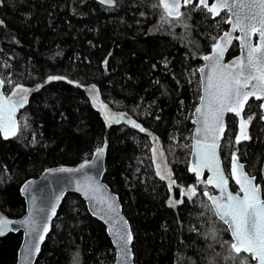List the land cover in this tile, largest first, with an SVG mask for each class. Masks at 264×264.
Instances as JSON below:
<instances>
[{"label": "trees", "instance_id": "1", "mask_svg": "<svg viewBox=\"0 0 264 264\" xmlns=\"http://www.w3.org/2000/svg\"><path fill=\"white\" fill-rule=\"evenodd\" d=\"M155 2L0 0L5 92L16 85L31 88L16 135L5 139L0 132V210L5 216H21L26 180L48 167L92 157L108 136L104 179L119 194L130 220L136 264H210L213 258L215 264H230L224 259L227 251L219 244L209 248L211 241L203 235L214 223L218 239L231 242L230 231L209 210L203 193L210 187L200 182L205 178L198 181L189 171L193 111L201 94L198 68L213 38L228 29V13L213 18L189 5L182 9L188 15L162 23L163 11L152 7ZM238 52L235 42L228 58ZM92 84L115 113L151 133L127 122L108 125L87 91ZM260 105V100L249 102L245 117H254L250 139L239 144L237 118L228 115L221 144L227 173L235 152L251 174L264 179ZM157 165L162 173L171 170L176 182L171 189L157 175ZM192 186L196 195L182 197ZM232 188L237 189L233 182ZM170 199L184 202L171 207ZM21 241V232L0 235V264L17 263ZM115 258L106 226L80 195L67 194L36 264H114Z\"/></svg>", "mask_w": 264, "mask_h": 264}, {"label": "snow or ice", "instance_id": "2", "mask_svg": "<svg viewBox=\"0 0 264 264\" xmlns=\"http://www.w3.org/2000/svg\"><path fill=\"white\" fill-rule=\"evenodd\" d=\"M100 2L113 5L116 0H100ZM189 5L192 6L193 11L206 10L213 18L221 16V12L226 11L229 13L226 22L231 25V32H224L219 40L213 38L212 54L203 57L205 61L210 62L205 67L211 71L206 78L204 95L200 97L201 104L195 110L198 114L197 123L200 127L196 130L195 143L192 145L197 156V162L190 168V171L196 174L198 181H200L203 169L212 172L211 177L200 182L219 189L220 195L214 197L209 195L207 191H204L203 195L212 201L209 210L212 211L213 216L227 226L224 230L230 231L232 241H220L218 239L219 232L214 223L203 235L206 240L211 241L208 243L209 248H213L214 244H219L221 248L227 251V256L224 259L230 264H250V262L264 264V198H262L264 190L255 183V176H249L244 171V164L240 162V157L234 152L231 154L230 175L239 185L242 195L228 191L229 176L221 168L217 155V149L220 147L219 141L225 130V114L231 112L241 118L240 134L237 135L235 141L236 144H239L241 141L250 139L247 134V126L254 119L253 116H249L247 119L243 118L246 105L253 98L264 101V0H214L211 5H209L208 0H156L152 7L163 11V15L160 17L162 23H170L169 18L179 20L188 15L182 12L181 8H187ZM141 15L144 14L141 13ZM3 23L0 20V25ZM237 30H239L240 35L236 36L235 39L240 42L245 54L237 57L229 64H224L222 58L227 46L232 43V33ZM254 35L258 36V43L255 45L251 41V37ZM199 71L203 73L204 69ZM48 79L51 81L63 78L49 77ZM3 83L4 81L0 80V86ZM91 87L95 90V85ZM29 91L21 85H16V91L13 92V95H16L17 92L28 93ZM26 102L27 95H21L15 101L0 95V132L4 134L5 139L16 135L17 122L14 119V112L17 107L23 106ZM260 107L264 108V103ZM104 108L106 109L107 106L105 105ZM104 118L109 124L119 123L124 118V114L117 116L106 112ZM260 118L264 119V116ZM127 122L140 132L146 131L135 120L129 119ZM103 151V148H98L96 150L97 157L101 156ZM156 152L157 148L154 147V159ZM160 155H163L162 151ZM86 167H88L87 162L81 164L78 169L60 168L55 171L80 172ZM157 175L161 179L169 181L170 189L175 185V181L171 179L170 169L165 174L161 172L160 165H157ZM76 183L77 191L82 192L90 200L106 205V211L101 215V219L107 217L106 222L111 225L110 231L115 237L116 243L120 245L122 253L126 256L128 245L132 240L130 229L125 231L123 228L127 225V221L119 216L114 203H108L105 198L97 197V193L101 191V186L91 177L86 176L83 182L77 181ZM185 195L191 199L196 195V187H190L187 192L182 191L181 196ZM56 199L58 202L60 197L57 196ZM183 202V199H170L168 201L171 207ZM204 207L208 208L209 206L205 204ZM55 208L56 205L53 204L51 207V215L53 216L56 215ZM11 223L13 222L0 217V235L11 230L9 228ZM22 223L29 226L30 233L37 230L34 218H29ZM43 231L46 233L48 227L45 226ZM36 251H39L38 247ZM242 253L246 254L243 259H241ZM216 255L220 254L216 253ZM193 264H195L194 261ZM210 264H215L214 258Z\"/></svg>", "mask_w": 264, "mask_h": 264}, {"label": "water", "instance_id": "3", "mask_svg": "<svg viewBox=\"0 0 264 264\" xmlns=\"http://www.w3.org/2000/svg\"><path fill=\"white\" fill-rule=\"evenodd\" d=\"M208 2H209V5H211V3L214 2V0H208ZM182 9H183V7L181 8V11H182ZM228 17H229V13H228ZM227 20H228V18H227ZM228 25H229L228 29H226L224 32H231V25L230 24H228ZM223 33L220 36H222ZM239 35H240L239 30L232 33V36H233L232 43L227 46V50L225 51L224 56L222 58V63L229 64L230 62L234 61L237 57H240V56L245 54L244 51H242V48L240 46V42L235 39V37L239 36ZM219 37L217 40H219ZM251 41L254 45L256 43H258V36H255V35L252 36ZM235 42H237L239 45V52H238V54L228 58L230 50H231V48ZM211 54H212V49L210 52H208L205 55H211ZM209 63H210L209 61L204 60L203 64L198 69L200 80H201L200 97L202 95H204V86L206 83V78H207V75L209 74V72L211 71L209 68L205 67V65H207ZM200 69H204V72L203 73L200 72L199 71ZM0 80L4 81L1 76H0ZM0 95H3L6 98H11L14 101L19 99V97H9L6 94L5 89H4V83L2 86H0ZM24 95H27V99H28V94H24ZM260 102H261V104L264 103V101H262V100H260ZM26 103H24L23 106L17 107L15 112H14V119L17 122V131L19 128V114L23 110V108L25 107ZM200 104H201V101L199 99V102L193 111L192 122L194 124V128H193V134H192V145L195 143L194 136L196 135V130L198 127H200V125L197 123L198 114H196V111H195L196 108L200 106ZM247 106L248 105H246L244 112H243V118L244 119H246L245 111H246ZM262 112H263L262 116H264V108H262ZM114 114L119 116L120 114H123V113H114ZM228 115H234L235 116V114L231 113V112L226 113L224 116L225 130H224V135L221 137V139L219 141L220 147L217 149V155H218V158L220 160L221 168L225 171V174L229 176L228 191L236 194V193H240L239 185H237L235 183V180L231 178V175H229L227 173V171L224 167V161H223L222 154H221V144L223 142V139L225 137V133L227 131ZM235 117L237 118V135H239L240 134V119L241 118L237 117V116H235ZM129 119L134 120L133 118L128 117L124 114V118L121 119L120 122H127ZM262 121L264 123V119H262ZM107 124L110 125L109 123H107ZM247 134L250 135V123L247 126ZM237 135H236V137H237ZM9 137H12V136H9ZM244 141H246V140H244ZM244 141H241L240 143H242ZM98 148L104 149L103 154L99 157H97V154H96V150ZM98 148L95 150L93 156L90 158L84 159V160H82L79 163L74 164V165L60 164V165L48 167L43 171V173L39 177L30 178L22 184L21 193H22V195L25 199V203H26L25 212L19 217H9V216L3 217V218H6L7 220L13 222L9 225V228L11 230L5 232V234L10 233V232H12V233H20L21 232L22 233V241H21V244H20V247L18 250V259H17L16 264H36L37 263V260L39 258L40 253H41L43 245H44L45 241L48 238V235L50 234V232L52 230L53 223H54L55 219L58 216V212L60 210L61 204H62L64 198L66 197V195L69 193H76V194L80 195L84 199L89 212L106 226L107 232H108V234L111 238V241L113 243V246L116 250V258H115L114 264H136L135 251H134V233H133V229H132L130 220L128 219V217L126 216V214L124 212L123 203L120 199L119 194L116 193L104 179L105 172H106L107 152H108V136H106L103 145L98 147ZM85 162L88 163V167L82 169L80 172H59V171H55V170L60 169V168L78 169V168H80V165L84 164ZM196 162H197V156H196L195 151L192 147L191 154H190L189 171H190V168L196 164ZM240 162L243 163L241 160H240ZM230 164H231V162H230ZM244 166H245V164H244ZM244 171L247 172L249 176H255L256 177L255 183L262 187L261 183L258 182V178L256 175L250 174L247 171L246 167H244ZM205 175H207V179H208L213 174L208 169H203L202 175L200 178L204 177ZM86 176L91 177L95 182H97L101 186V191L99 193H97V197L98 198L103 197L107 200L108 203H114V206L116 207V209L119 213V216L124 221H127V225L123 226V228L125 231L130 229L131 234H132V240H131V243L128 245V253L126 256L122 253L120 245L118 243H116V239L110 231L111 225L106 222L107 217L105 216L104 219H101V215H103L104 211H106V205L100 204L97 201L90 200L82 192H79L76 190V188H77L76 182L77 181L83 182L85 180ZM231 181H233L235 183V185H237L238 190H233L231 188ZM26 185L28 186L27 188L25 187ZM208 186L212 190V191L207 190L209 195L214 196V197L220 195L219 189H216L212 185H208ZM240 194L242 195V193H240ZM57 196L60 197L58 202L56 199ZM206 198L208 199L207 196H206ZM262 198H264V196H262ZM208 201L210 202V204L212 206V201H210V200H208ZM53 204L56 205V208H55L56 215H54V216L51 215V207ZM49 217H50V219H49ZM29 218H34L36 220V224H37V230L34 232H31V233L29 231V226L27 224L22 223L23 221L28 220ZM45 226L48 227V231L46 233L43 231ZM37 247L39 248V251H36Z\"/></svg>", "mask_w": 264, "mask_h": 264}, {"label": "rangeland", "instance_id": "4", "mask_svg": "<svg viewBox=\"0 0 264 264\" xmlns=\"http://www.w3.org/2000/svg\"><path fill=\"white\" fill-rule=\"evenodd\" d=\"M91 86H93V84L92 85H88L86 88H87L89 96H90L92 102L94 103V105L96 107H98L104 115L106 114V112L109 113V114H114L115 111L112 110L111 107L109 106V104H107L106 101L101 97V94H100L98 88L95 86V90H93ZM24 88H27V89H29L31 91V88H29V87H24ZM15 91H16V87L13 88V90L8 94V96L9 97H20L21 95L27 94V93L17 92L16 95H13V92H15ZM105 105L107 106L106 109L104 108ZM4 216L5 215L0 210V217H4Z\"/></svg>", "mask_w": 264, "mask_h": 264}, {"label": "bare ground", "instance_id": "5", "mask_svg": "<svg viewBox=\"0 0 264 264\" xmlns=\"http://www.w3.org/2000/svg\"><path fill=\"white\" fill-rule=\"evenodd\" d=\"M199 69V68H198ZM199 73V72H198ZM194 128V127H193ZM145 129V128H144ZM145 132H150V131H148V130H146ZM151 133V132H150ZM149 133V134H150ZM240 160H241V158H240ZM242 161V160H241ZM190 162V161H189ZM231 162V161H230ZM244 164H245V162L244 161H242ZM246 165V164H245ZM225 167V166H224ZM246 167V166H245ZM248 171V170H247ZM249 172V171H248ZM250 173V172H249ZM229 175H230V171H229V173H228ZM251 174V173H250ZM253 175V174H252ZM202 178H205V180H207V175H205L204 177H202ZM30 179V178H29ZM201 179V178H200ZM232 182L233 181H231V188H232ZM234 183V182H233ZM235 184V183H234ZM237 186V185H236ZM233 189V188H232ZM262 189H263V187H262ZM207 190H211L210 188L209 189H206L205 191H207ZM234 190V189H233ZM206 197V196H205ZM18 259V258H17ZM136 260V259H135Z\"/></svg>", "mask_w": 264, "mask_h": 264}, {"label": "flooded vegetation", "instance_id": "6", "mask_svg": "<svg viewBox=\"0 0 264 264\" xmlns=\"http://www.w3.org/2000/svg\"><path fill=\"white\" fill-rule=\"evenodd\" d=\"M257 178H258V177H257ZM258 182L261 183V185H262V187H263V190H264V179H263V180H260V179L258 178ZM182 190H184V188H182ZM236 190H238V187H237Z\"/></svg>", "mask_w": 264, "mask_h": 264}]
</instances>
